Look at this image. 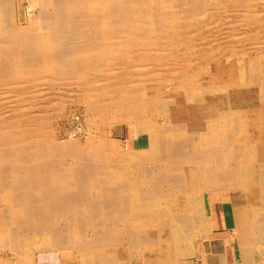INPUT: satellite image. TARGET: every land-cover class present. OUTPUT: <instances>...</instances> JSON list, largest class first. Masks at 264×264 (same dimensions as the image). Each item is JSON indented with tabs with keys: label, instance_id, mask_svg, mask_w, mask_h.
Here are the masks:
<instances>
[{
	"label": "bare ground",
	"instance_id": "obj_1",
	"mask_svg": "<svg viewBox=\"0 0 264 264\" xmlns=\"http://www.w3.org/2000/svg\"><path fill=\"white\" fill-rule=\"evenodd\" d=\"M25 1L22 23V2L0 0V247L17 264L35 244L83 264H264V48L226 65L190 39L214 20L209 43L243 51L238 40L264 38V0ZM76 84L97 130L131 125L146 161L109 131L88 148L51 143L55 105L40 101L63 108ZM216 203L229 206L231 252L211 236Z\"/></svg>",
	"mask_w": 264,
	"mask_h": 264
},
{
	"label": "rangeland",
	"instance_id": "obj_2",
	"mask_svg": "<svg viewBox=\"0 0 264 264\" xmlns=\"http://www.w3.org/2000/svg\"><path fill=\"white\" fill-rule=\"evenodd\" d=\"M20 2H22L21 3V14L23 17L22 23H25L26 18H27L26 13H27V8H28L27 7L28 2L27 1L24 2V0H20ZM33 12H35V10H33L32 13ZM217 24L218 23L215 22L214 20L207 19L206 21H204V23L202 22L201 26H199L200 28L198 27L199 29L197 28L198 30L190 36L192 43L196 44L197 47L202 48L203 51L205 52L204 55L206 57L209 56L210 58H215V57H218L219 59L222 58L221 62L225 63L226 65L234 63V62H236V63L240 62L239 64L242 65L246 62L247 59H249L254 54L253 53L254 48L256 49V47H257L260 50H263L264 38L259 40L255 44H252L249 41H245L241 44L239 42L241 39L238 40V42L236 44H238L240 46H244V48H243L244 50L239 52V53H233L231 50H227L226 47L218 48L217 43H213V42L209 43V39H210L209 36L211 35L212 32H215V30L218 28L219 25H217ZM207 34H209V35H207ZM219 42L220 41H218V43ZM220 44H221V42H220ZM206 45H208V46H206ZM245 46H247V48H245ZM245 49H246V51H245ZM211 51H214V52L211 53ZM179 52H181V51H179ZM196 52H199V51L196 50ZM242 53L243 54L246 53L245 56ZM249 54L251 56H249V58H248ZM233 56H234V59H233ZM241 58H243V59H241ZM192 62L189 63L188 65L194 71V73H195L194 76L196 77L195 79H198L200 81V76H199L200 74L198 73L200 68L197 67L199 60H195L193 62V64H192ZM205 71L209 75L210 72L212 71V69L210 68V66H207V70H205ZM168 73H166V72L163 73L159 77V79H161V77L165 78V79L169 78L172 73L171 74L169 73V75H168ZM150 75L145 76L144 77L145 79L142 78V81H140L141 85L139 84L140 88L142 86L146 87V86L152 84V82L155 78V75L154 74H150ZM44 85L45 84H43V83H39V88L44 89L46 87V85L45 86ZM74 86L72 85V89L74 91L71 94L75 98H69L68 95H71L70 91L66 92L65 94L68 96V99L61 101V103L62 102L64 103L63 108H57V105L59 102L57 103L55 100H48V98H47V99H43L40 101L41 104H51L52 106L55 105L52 108V111L56 109L55 110L56 112L53 111L51 113L49 112V114H48V118L52 120V122H50L51 128H50V132H49V135L51 138V143L53 142L55 144H61V145H64V147H68V148L70 146H74V147H78V148H88V146L91 147L92 145H94L96 143V140L101 136V134L103 136H105V135H107V132L109 131L108 132L109 133L108 134L109 135L108 136L109 141L113 142L117 148L122 147L123 152H125V153L136 152L137 155L142 156V157H139V159H141L142 161H146V159H144L143 157H146V151L147 150L140 151L141 143H140V140L137 139V138H139V136L141 134L137 133L136 135L131 136V138H129L127 135V127H130L132 129V126L131 125L126 126V124H124V123L123 124H121V123L111 124L109 127H107L106 132H104L103 129H102L103 131L97 130V128L99 126H101V128H102V124L97 123L98 121L91 118V115L87 112V108H86L85 104H83L84 102H82V99H78V96L75 93V90L78 89L79 86L77 84ZM165 89L172 90L171 86H169L167 84L163 85L162 91L165 92L166 91ZM45 91H46V89L42 90L41 93H46L47 91L48 92L53 91L52 95H56L57 93H59V92H57L58 91L57 87H55L54 90L51 87L49 90L47 89V91L46 92ZM6 93L7 92H5L3 90V94L2 93L0 94L1 95L0 98L6 97V95H5ZM31 102H36V101L32 100ZM7 103L10 104L11 101L7 100ZM51 116H53V118ZM24 119H28V117L27 118L24 117ZM167 119H171V118L170 117H158L157 122L159 123V121H160L159 124H165L167 122ZM54 121H56V122H54ZM168 139L172 140V137L169 136ZM181 139H183V138H181ZM173 141L176 142L177 144L180 143V139H177V138H176V141H175V139ZM124 145H126V146H124ZM147 148H149V145H147ZM72 164H73V161L70 160L67 162L66 166H71ZM102 185H103V187H102L101 191L103 192V195L105 194V192L109 191L110 188H112V187L109 188L108 184H106L105 181L102 182ZM72 192H74V191H72ZM205 197H206L205 198L206 199V206H207V209L209 210V206H210L209 205V199H208L207 195ZM90 200H94V198H91ZM89 203L91 204V202H89ZM226 205L227 204H224V203H216V204H213L211 207L212 213H213L212 215H213L214 221L216 223V226H218V225L221 226L220 229H218L216 227V231L211 236L213 238H217V237L218 238H220V237L227 238L226 243H227L228 250L230 251L232 248V240H231L232 231L227 230L224 227L226 225H229L228 227L232 228L231 226H233V221L229 215V206L228 205L226 206ZM262 213L263 214H261V218L264 216V210ZM136 231L137 230H131V233L136 232ZM143 232H145V234L147 233L149 235V233L151 232V228L146 227L143 230ZM89 237H90V235H87V238H89ZM121 238L127 239L129 237L127 235H121ZM36 241H35V243H36ZM35 245L30 246L24 252L25 256H27L31 260V261H29V264H32V263L33 264H40V262H38L40 258L42 260H44L45 264H83L80 261H78L79 258H78L77 253H75V252H69V251L64 252V250H59V249H52V250L48 249V250H45L43 252H39L38 248L35 247V249H34ZM37 247H38V245H37ZM131 248H132V245H131ZM221 249L222 248H220V250ZM4 250H6V251H4ZM10 250H11L10 247H0V264H17V263H19L17 258L15 257V253L12 252L13 250L12 251H10ZM34 259H36V261ZM103 264H108V263L104 262Z\"/></svg>",
	"mask_w": 264,
	"mask_h": 264
},
{
	"label": "crops",
	"instance_id": "obj_3",
	"mask_svg": "<svg viewBox=\"0 0 264 264\" xmlns=\"http://www.w3.org/2000/svg\"><path fill=\"white\" fill-rule=\"evenodd\" d=\"M214 222H215V221H214ZM219 226H220V225L216 226V223H215V228L217 227V228L219 229Z\"/></svg>",
	"mask_w": 264,
	"mask_h": 264
}]
</instances>
